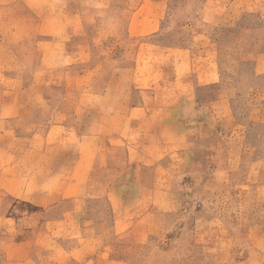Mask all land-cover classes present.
Returning <instances> with one entry per match:
<instances>
[{
	"label": "rangeland",
	"instance_id": "rangeland-1",
	"mask_svg": "<svg viewBox=\"0 0 264 264\" xmlns=\"http://www.w3.org/2000/svg\"><path fill=\"white\" fill-rule=\"evenodd\" d=\"M211 1L0 0V264H264V0ZM40 116L97 135L78 201L24 198Z\"/></svg>",
	"mask_w": 264,
	"mask_h": 264
},
{
	"label": "crops",
	"instance_id": "crops-1",
	"mask_svg": "<svg viewBox=\"0 0 264 264\" xmlns=\"http://www.w3.org/2000/svg\"><path fill=\"white\" fill-rule=\"evenodd\" d=\"M158 2H143L138 9H140V12H145V10L149 7V5L156 6ZM250 3L254 4L251 5ZM258 0H233L231 2V6L235 4H241L242 8L240 11L242 12H251L255 11ZM214 5L211 0H204L203 6H202V18L207 20L208 22H214L215 21V12L213 11ZM214 12V13H213ZM150 18L145 15L137 16V18L131 23L134 25V22L138 24V22H143V24L148 25L150 24ZM152 19V18H151ZM131 25V27H132ZM133 31V30H131ZM140 32V31H139ZM179 51V52H177ZM177 56L182 58V60H177L174 64L176 73H177V79L180 77H186V75L182 76L180 75L181 72H184V70L187 69L186 65V51L185 49H177ZM258 66H260V63H257ZM201 67H199L200 70ZM155 70V67H154ZM217 72V68L215 69L213 65L207 66L205 65V68L200 70L198 72V78H199V85H208L217 83L218 79H214L215 73ZM212 76L211 79H209V76ZM179 81V80H177ZM138 107V106H137ZM139 108V107H138ZM137 110L134 108L133 112ZM20 114V111L18 112V115ZM121 118L127 119V116L122 115L121 113H117ZM2 116V115H0ZM44 116V113H43ZM151 117V113L149 114ZM142 117V116H141ZM31 123H35V132L31 134V136L27 137L28 140V146L26 147L25 153L28 155L29 153L34 156V158L26 160L25 165V172L23 176V182L24 187H29L30 185L33 188L34 196H32V193H28V189L25 188L24 190V198L31 199L33 198V201L35 204L39 206L45 207L47 205L48 200L53 199H60V200H66L71 199L72 201H78L80 196L82 195V190H86V184L88 182L89 176L91 174V169L96 165L98 160H102V152L101 148L98 147V143L95 142L97 135H91V136H83L80 134H75V130L77 128L70 127L67 125L59 124V123H52L51 125H42V118H40L34 122L32 120ZM45 128V129H42ZM53 130L59 131L58 135H52L50 134ZM79 133V132H78ZM121 133V132H120ZM157 132L152 134L153 137L159 136L156 135ZM174 134V133H173ZM177 135V133H175ZM122 135V134H121ZM176 135L172 136V142L174 144ZM52 136L53 143L49 144V140ZM100 139L102 135L98 136ZM161 144H152L153 147L155 146H161L163 142H159ZM155 145V146H154ZM157 149V152H160V149ZM170 148H164L163 151L160 154V157L164 156L168 152H170ZM153 151V153H152ZM148 150L141 151L140 148H136L135 152L139 154L142 158L139 160H143L145 158L149 159L151 156L154 155L156 152L155 150ZM6 154V153H5ZM129 156H132L131 153H129ZM50 159H53V161H50ZM131 160H137V159H131ZM108 162V158L106 155L105 158V166ZM135 162V161H133ZM54 167L57 169L56 177L55 179H49L47 169ZM52 172V171H51ZM13 182V179H11ZM54 183L55 184V191L48 190L47 183ZM1 184V181H0ZM65 185H68L72 187L71 193H65L66 190H69ZM82 185V187H81ZM61 186V187H59ZM1 191L10 192L9 188L6 187V189H1ZM51 198V199H49ZM110 201H112V198H109Z\"/></svg>",
	"mask_w": 264,
	"mask_h": 264
}]
</instances>
